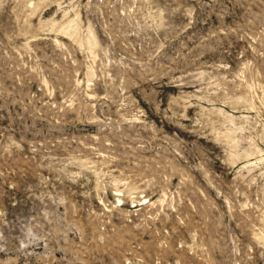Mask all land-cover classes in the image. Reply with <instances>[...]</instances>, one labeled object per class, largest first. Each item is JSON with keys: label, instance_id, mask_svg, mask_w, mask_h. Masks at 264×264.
<instances>
[{"label": "rangeland", "instance_id": "obj_1", "mask_svg": "<svg viewBox=\"0 0 264 264\" xmlns=\"http://www.w3.org/2000/svg\"><path fill=\"white\" fill-rule=\"evenodd\" d=\"M0 264H264V0H0Z\"/></svg>", "mask_w": 264, "mask_h": 264}]
</instances>
